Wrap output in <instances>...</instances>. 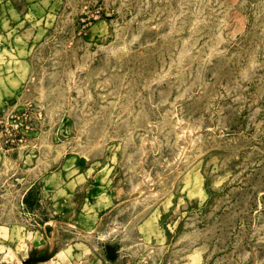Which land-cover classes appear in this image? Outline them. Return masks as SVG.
<instances>
[{"label": "rangeland", "instance_id": "rangeland-1", "mask_svg": "<svg viewBox=\"0 0 264 264\" xmlns=\"http://www.w3.org/2000/svg\"><path fill=\"white\" fill-rule=\"evenodd\" d=\"M23 260L264 264V0H0V264Z\"/></svg>", "mask_w": 264, "mask_h": 264}, {"label": "water", "instance_id": "water-1", "mask_svg": "<svg viewBox=\"0 0 264 264\" xmlns=\"http://www.w3.org/2000/svg\"><path fill=\"white\" fill-rule=\"evenodd\" d=\"M81 162L84 163V164L86 163V160H85L84 157L81 158ZM32 261H33V260H24V263H25V264H31ZM34 261H35V260H34Z\"/></svg>", "mask_w": 264, "mask_h": 264}, {"label": "crops", "instance_id": "crops-1", "mask_svg": "<svg viewBox=\"0 0 264 264\" xmlns=\"http://www.w3.org/2000/svg\"><path fill=\"white\" fill-rule=\"evenodd\" d=\"M35 264H52L50 260L42 261V262H36Z\"/></svg>", "mask_w": 264, "mask_h": 264}, {"label": "built area", "instance_id": "built-area-1", "mask_svg": "<svg viewBox=\"0 0 264 264\" xmlns=\"http://www.w3.org/2000/svg\"><path fill=\"white\" fill-rule=\"evenodd\" d=\"M21 264H25V263H24V260L22 261V263H21Z\"/></svg>", "mask_w": 264, "mask_h": 264}]
</instances>
